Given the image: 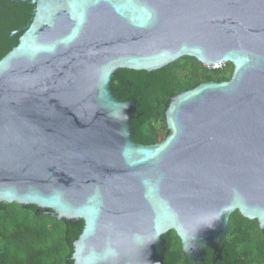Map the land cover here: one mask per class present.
Segmentation results:
<instances>
[{"label": "water", "instance_id": "95a60500", "mask_svg": "<svg viewBox=\"0 0 264 264\" xmlns=\"http://www.w3.org/2000/svg\"><path fill=\"white\" fill-rule=\"evenodd\" d=\"M193 56L228 81L172 97L169 131L134 140L120 68ZM83 221L73 264H164L175 230L192 263L235 211L264 229V0H40L0 59V203Z\"/></svg>", "mask_w": 264, "mask_h": 264}, {"label": "trees", "instance_id": "16d2710c", "mask_svg": "<svg viewBox=\"0 0 264 264\" xmlns=\"http://www.w3.org/2000/svg\"><path fill=\"white\" fill-rule=\"evenodd\" d=\"M233 71L232 62L212 69L193 56H182L151 72L132 70L139 76H131L130 80L140 86L133 120L135 141L153 144L164 140L169 133L165 111L172 97L204 82L228 81ZM2 207L0 253L3 258L7 255L8 258L33 260L40 255L43 264H73L72 244L66 239L73 241L79 236L83 221L59 219L45 212L37 214L41 209L32 204L3 202ZM164 237L167 246L164 264H194L184 254L175 230ZM220 248L222 259L215 261L213 250L208 249L204 261L195 264H264V229L257 219L247 218L237 210L230 216ZM66 258H70L68 263Z\"/></svg>", "mask_w": 264, "mask_h": 264}, {"label": "flooded vegetation", "instance_id": "af4514ba", "mask_svg": "<svg viewBox=\"0 0 264 264\" xmlns=\"http://www.w3.org/2000/svg\"><path fill=\"white\" fill-rule=\"evenodd\" d=\"M39 1L40 0H0V59L19 43L21 36L30 27L34 21ZM132 70L133 69L128 68L118 69L116 75L113 77L111 89L113 95L120 100L135 99L137 110L136 97L139 94L140 86L132 82L130 78L131 76H136L137 78L139 75L133 74L131 72ZM162 141L163 140L153 144ZM2 203H0V213L4 212ZM24 213L26 212L24 211ZM36 213L42 214V210H38ZM2 238L3 236L0 228V241ZM66 241L68 244H72L71 240L66 239ZM24 254L25 253H23V256ZM39 256L40 255L33 260L24 257L18 259L8 258L7 255L3 258L2 253H0V264H43L42 258ZM70 258H66V263L70 261Z\"/></svg>", "mask_w": 264, "mask_h": 264}, {"label": "built area", "instance_id": "2783aa9c", "mask_svg": "<svg viewBox=\"0 0 264 264\" xmlns=\"http://www.w3.org/2000/svg\"><path fill=\"white\" fill-rule=\"evenodd\" d=\"M226 63L227 62H216L214 64V66H209V67H211L212 69H219V68L223 67Z\"/></svg>", "mask_w": 264, "mask_h": 264}]
</instances>
